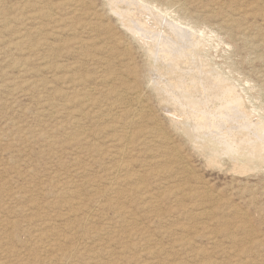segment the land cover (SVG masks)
Listing matches in <instances>:
<instances>
[{"label": "rangeland", "instance_id": "374dc122", "mask_svg": "<svg viewBox=\"0 0 264 264\" xmlns=\"http://www.w3.org/2000/svg\"><path fill=\"white\" fill-rule=\"evenodd\" d=\"M23 1L24 0H0V13H1L0 14V21L2 20L1 22H3L4 24L7 25L4 27L3 23L0 24V26H1V28H0V46H1L0 47L1 48L0 49V134H2V135H0V140H1L0 141V264H96L95 260L90 261L89 257H88V256L94 257V255H95V257H97V261L102 263V264H143V263L144 264H150V262H152L153 259H154V261H153L154 264H170V263L171 264H188V263L189 264H191V263L192 264H197V263L198 264H208V263L210 264L212 262H214V263L218 262L219 264H240L241 262H243V260H244V263H241V264H264V163L262 164L261 167L259 166V167L255 168L254 170L252 169L253 172L251 171L250 168H248V170L247 169L235 170L233 167L234 162L232 161V159L235 157V155H233V154H235V153L234 152H226L225 154H222V156L221 155L219 156V159H218L219 162L218 163H216V164L212 163L211 164V162L209 163L207 161V157L201 151V149L197 148L196 145L194 146V144L191 143V141H189L186 136H184V133L182 132V130L178 129L176 126L174 127L175 122L185 121L186 123L187 122L189 123V122H192L193 120L189 119L186 121V119H183L184 118L183 112L180 109L176 108L174 106V104L169 103L166 106L164 103L159 101L157 93L155 92L156 90L154 89V83H155L154 80L159 78L158 74L155 71H150L148 69L147 64H146L147 63V56L145 55L143 49L140 48L141 46L139 45V43H137V41H135V39L133 38L134 37L133 34L130 31H128L123 26V24H121L122 21H120V18H117L120 15L118 13H115L112 9L110 10V6H109V4H107L108 0H90V1L86 0V2H88V3H86L85 7L92 9V11L94 10L96 12V15H98V16H96L95 12H94V14L92 15V20H91L94 23H96L95 24L96 26H94V27H96L95 34H92V33H94V30H93V32H90V33L88 32V30L87 31H78L75 33H69L68 30H65V32L60 31V33H59V32H56L57 29L54 28L53 30L55 32L51 31L52 25L49 26L50 28H48V25H50V24H47V26H46V23H45L46 21L49 20L48 18H45L46 21L44 18L37 19V18H34L35 16L34 17L32 16L33 15L32 11L35 12L34 10H32V11L28 10L27 11L24 8H23L24 10L23 9L21 10L22 7H20V9H18V7L20 5H22L21 3H23ZM31 1L33 3L34 1H37V0H31ZM52 1L57 2L56 0H52ZM228 1L231 3H228ZM228 1L227 0L226 1L225 0H219V1H217V5H216V3H215L216 1H214V0H203V1L202 0H185L184 1L185 5H182V7H185L184 10H182L181 7L180 8H178L176 6L169 7L167 9L168 15H166V16H167V18L170 17L169 19L172 20L174 23L177 22L176 24H178L179 26H181L183 28L186 27L185 29L189 30V28H191V25L196 27L195 29L191 28L190 29L191 31L190 30L189 31L193 32L196 35L199 34L198 36L202 40L205 39L204 40L205 51L203 50V55L206 54V55H204L205 61L208 63V65L210 64L209 65L210 67L213 66L214 68H216V70L218 69V71H219V69H221L225 76L226 75H227V77L229 76V80L233 83L234 87L236 86L235 87L236 92L241 95V97L244 101V102L241 101L243 108H242V105L240 107L238 105L236 106L234 104L233 105L230 104V106H232V108L229 106V108L225 110L226 113L230 114V116L228 115L229 116V120H228L229 122L227 120H222L221 122H219V126H215V127H211L210 129H207L206 130L207 133L208 134L210 133L211 136L215 135L214 137H216L218 140L222 141L223 134L221 132H224L225 130L229 129V131H232L234 133H239V135H240L241 132L242 133H246V131L250 132L252 129L251 132L254 135H252L251 132H250V135L254 136L255 138H256V136H259V138H263L264 136L262 137V135H264V127H263V124H264V48H263L264 47V40H263L264 39V27H263L264 26V21H263V19H264V0H246V1L244 0L245 2L243 0H228ZM234 1H236L235 3L238 6L235 5ZM237 1L239 2V4L242 2L240 6H239ZM91 2H93V3H91ZM102 2H105V3H102ZM225 2L227 4L228 8L226 7V4H224ZM243 3H244V5H242ZM45 4H47V3H45V2L42 3L43 6H45ZM101 4H103V5H101ZM104 4H105V9L102 8V7H104ZM233 4L235 5V7ZM127 5L128 4H126L124 2L120 3V6H122L123 8L128 7ZM229 6H230V8H229ZM259 6H260V8H259ZM100 7H101V9H100ZM242 7H244V8H242ZM253 7H255V8L253 9ZM232 8H234V9H232ZM97 9H99V10H97ZM252 9H253V11H252ZM29 11H30L29 14L31 16L29 17V20H27L26 19V17H27L26 12H29ZM110 11L113 13H111ZM262 11H263V13H262ZM169 12H171L172 14ZM241 12H247L246 16L243 19V22H244L245 26H249L247 28V34L251 35L249 40L241 39L238 35L239 34L238 31H233V35H229L227 33L226 29L221 27V24L223 23V19L231 17V16L232 17L235 16L237 18V17H239L238 14ZM105 14H106V16H105ZM113 14H115V15H113ZM225 14L227 16H225ZM163 15H165V14H163ZM253 15L255 16V18ZM174 16L177 19L180 17L182 19V21H185L187 19L185 22L188 23L190 26L188 24L186 25L185 23L174 20L173 19ZM184 16H185V20H184ZM260 16H261V18H260ZM32 17H33V20H32ZM81 17L84 18L83 16H81ZM81 17L75 15L73 17V19H74V21L75 20H77V21L86 20V19H81ZM4 18L6 21L5 20L3 21ZM78 18H79V20H78ZM96 18H97V20H96ZM220 19H222V20H220ZM245 19H246V22H245ZM9 21H10V23H9ZM250 21L251 22L253 21V22L250 24ZM43 23H45L44 26H43ZM111 23H112V25H110ZM117 23H119V24L117 25ZM253 23L255 24V26ZM258 23H259V25H258ZM102 24H105V25H102ZM203 24H206V25H203ZM98 25H100V26L102 25V27H99ZM38 26L39 27L42 26L41 30H44V31H42V32L38 31L37 32L36 30L39 29ZM97 29H99L101 32L98 31ZM117 29H119V30H117ZM252 29H254V30H252ZM105 30H107V31H105ZM110 30L112 31L113 34L111 33ZM34 31H36V32H34ZM47 31L49 32V34ZM87 32L89 33V35H87L88 34ZM97 32H99V33H97ZM255 32H257V33H255ZM105 33H107L109 35H107ZM118 34H119V36H118ZM120 34H123V35L121 36ZM254 34L256 36H253ZM21 35H26V36L24 38H19ZM37 35H39V36H37ZM40 35H42V36H40ZM76 35L77 36L80 35V38H83L84 40H87V41L89 40L88 41L89 43L87 42L89 45H88V48H86V49L90 50L91 54L94 52L93 54L96 57L97 56L100 57L99 59H101V61H106L107 63L103 64L102 62H98V64L97 63L93 64V62L95 61L94 57L82 55L81 53L86 52L83 49L74 48V49H77V51L79 49V51L77 53L75 52L76 54L74 52H69L70 50L67 51V47L69 48L70 46L73 45V42H74L73 38ZM115 36H117V38ZM93 37H95L97 40L94 38V40H95L94 41ZM120 37H122V40ZM69 39H72V40H69ZM91 39L94 42H91L92 41ZM104 40H106V42ZM110 40H111V43H110ZM128 40H130V41H128ZM242 40H243V43H245V44L242 43ZM66 41H68V43H66ZM133 41H134V43H133ZM18 42H20V43H18ZM37 42L38 43L40 42V44H39V47L37 46L38 48H35ZM118 42H120V43H118ZM124 42H126V43H124ZM5 44H7V45H5ZM67 44H69V45H67ZM92 44L95 45V48H94V46H92ZM136 44H138V45H136ZM3 46H5L6 48L5 47L3 48ZM52 46H54V47H52ZM108 46H109V48L111 47V50L114 47L117 49L114 48L111 51L108 48ZM127 46L128 47L130 46V47L128 48ZM58 47H59V49H57ZM2 48H3V50H2ZM27 48H30V49H27ZM71 48L72 47H70V49ZM137 48L139 49V51H137L138 50ZM190 48L191 47L188 46V52H189L188 54L189 55L191 54V52L189 51ZM259 48H261V49H259ZM37 49H38V51H37ZM209 50H210V52H208ZM4 51L7 52V54ZM27 51H28V53H27ZM29 51L32 53V55L30 54ZM35 51H36V53L34 54ZM106 51H108V52H106ZM128 52H129V55L126 54ZM136 53H137V55H136ZM249 53H250V55H249ZM31 56H32V58H31ZM123 56L126 58H124ZM23 57L25 58V60ZM135 57H137V58H135ZM144 57H145V60L143 59ZM189 57H191V56H189ZM50 58H52V60ZM131 58L132 59L135 58V60L134 59L132 60ZM260 58L263 60H261ZM38 59H40V60H38ZM47 59H48V61H47ZM256 59H259V60H256ZM22 60L24 63L22 62ZM38 61H40V62H38ZM127 61H128V63H127ZM136 61H139L138 62L139 65L136 64L137 63ZM143 61H144V63H143ZM72 62H73V64H72ZM46 63H48V64H46ZM137 65L141 68L142 71L140 70V68ZM140 65L141 66L144 65L145 68H144V66L141 67ZM216 65L218 66V68ZM42 67H44V68H42ZM70 67H72V69ZM107 67H108V69H107ZM131 67H133L134 69ZM143 68H144V70H143ZM114 69H115V71H112ZM27 70H28V72H27ZM72 70H74V71H72ZM221 70H220V72L222 73ZM76 71H77V73H76ZM133 71L136 73L135 77L132 76V75H135V73ZM73 72L76 74H74ZM102 72H104V74ZM129 72L130 73L133 72L134 74L128 75ZM85 73L87 74L88 79H85V81H84L85 84L84 83H82V84L85 86H88V87L91 86V87L95 88V92H97V93H98V91L100 92V88H98V87H102V85L104 83L100 78L101 74L102 75H109L110 74L111 79L116 78V80H115L116 82H114L113 80L108 82V83L113 82V84L116 83L115 85H118L119 82L123 81V80H125V82L126 81L127 82L128 81L133 82V81H137L136 77L139 80H142L140 78H143V80L140 81V83L143 84L145 82L146 85L143 84V85L139 86V91H141L140 94L143 98V100L141 102L142 106H140V108L142 109L140 111V120L137 123L133 124L132 127H129L130 130L129 129H127V130H129V132L132 133L133 135L139 136V134L141 133L142 130L153 128L152 131H155V132L158 131L159 136L162 137V135H163V143L164 144L162 142L160 143V141L157 142L156 145H154V144L152 145V143L149 144V145H152L153 150H151L147 154L143 153V150L146 146L140 145L138 147V149H140L141 147L142 148L139 150V152H137V154H134V157L138 160V162L143 160L144 163L139 162V165L144 164V166L140 168L141 165L138 166L137 161H135L134 162L135 164L133 165V169L135 168L138 171L140 169L141 171H139V172L143 173V174L145 173V177L148 176V178H149L150 177L149 175H151V178H150L151 180L148 179V181H149L148 183H149V185L151 184V186H149V185L148 186L150 188L154 187L152 191H154V189H155V192H158L160 190L159 192L162 191L165 193L164 196L161 197L160 200L157 201V203H155V204H157L156 206H158V209H159L158 215L155 214L154 211H151V213H150V211L142 212L141 211L143 209V208H141L142 202L140 203L136 197H134V196L123 197V199L121 200L123 207L126 208V210L130 209L129 211L132 212L131 216L134 218H128L130 225H129V223H128V225L126 223L122 226H119V224H115V223H117V220L119 219L118 212H116L113 209H110V210H108L109 208L106 209L107 205H105V204H107V201L102 200V199L100 200L99 204L104 205L105 206L104 209L102 207L98 208V206H99L98 204L92 203V199L94 200V198H96V195L93 194L95 192V188L98 186L104 185V182L100 181V178H99L100 174H101V176L104 174H107L106 169L114 164L112 157L109 156L108 152H106L107 154L104 153V159L101 158V161L99 162V166L100 165L104 166V167H102V166L100 167L102 170L100 168H98V163L96 165L95 161L99 160V158L101 156H99L96 152H92V153L90 152L91 150L93 151L91 144L96 145L97 143L98 144L103 143L105 145L106 144L105 142L108 139H110V137H104V135H101L102 133H98V132H97V134L94 135L92 130H95V131L97 129L99 130L100 127H101V129L106 128V127L109 128L108 126L110 123L109 122L107 123V120H108L107 117L101 119V118H98L96 114L95 115H89L88 117L81 119L82 123H80V129H81L80 131L85 130V133H82V136L80 135L81 137H79L77 140H75L72 138V134H74L75 131L78 133L79 128H77V129L75 128V130L74 129L72 130V128H69L71 126V122L69 120L70 118L67 116L68 115L67 110L65 113L63 112V114L62 113L60 114V113H57V107L54 106V104L57 105V102L62 103L63 100H65V98L62 97V98H58L59 100L57 99L58 100L57 101L56 99H54V98H56V95L54 96V94L56 93V90L62 91V90H64V88L66 89V87L68 86V84L66 83V79H70V77H74L75 75L77 76L78 74L84 75ZM72 74H74V75H72ZM145 75H147L148 77ZM199 75H200V73H199ZM133 77L135 78V80L133 79ZM52 78H54V80ZM146 78H148V79H146ZM153 78H155V79H153ZM10 79H13L14 81H12ZM127 79H129V80H127ZM30 80H32V81H30ZM35 80H36V82H40V81L42 83L44 82L43 83L44 85L39 84L38 87L34 88L30 84V87L32 88L31 89L29 87V85L27 86L25 83V81L27 83L28 82L36 83ZM146 80H149V81H146ZM151 80H153V81H151ZM47 83H49L50 85L49 84L46 85ZM10 84L13 86H11ZM96 85H98V86H96ZM7 86H10V87H7ZM40 86H41V88H40ZM48 86H50V87L48 88ZM148 87H149V89H148ZM33 89H34V91H33ZM142 89L143 90L146 89V92L143 91ZM12 90H14V91H12ZM53 90H54V93H53ZM46 91H48V92H46ZM11 93H13V94H11ZM51 93L53 94V96ZM147 94H149V95H147ZM150 94H151V96H150ZM43 95H45V96H43ZM46 96H47L48 100H47ZM98 96L101 99L104 98L103 97L104 95H102V94H99ZM42 97H45V98H42ZM43 99H45V101ZM40 101L42 103H40ZM155 102H156V105H155ZM103 103L104 102H99V104H103ZM216 103L217 102H215V101L210 102L208 104V106L210 105L211 107H214ZM170 104H172V105H170ZM52 105H53V108L50 109L52 107ZM68 105H66V107H68ZM165 106L170 109V110H168L169 112L166 110ZM76 107H78V105ZM104 107L105 106H103V107L101 106L102 109ZM246 107H248V108H246ZM147 108H148V111H147ZM239 109L242 112H239L240 111ZM43 110H45V111H43ZM50 110H51V112H49ZM243 112H244V114H243ZM245 112L248 115L244 117V115H246ZM48 113H51V115L50 114L48 115ZM54 113H56V114H54ZM146 113L148 116L146 115ZM239 114H240V116H239ZM41 115H42V117H41ZM63 115H64V117H62ZM172 115H174V116L172 117ZM43 116H45V118ZM167 116H169V118ZM177 116L179 117V120H178ZM146 117H147V119H146ZM236 117L237 118L239 117V118L236 119ZM242 117H243V119H242ZM51 118H52V120H51ZM244 118H246V119H244ZM99 119H101V120H99ZM153 119H154V121H153ZM57 120H58V122H57ZM88 120H90V121H88ZM147 120H148V123H146ZM48 121L49 122L51 121V122L49 123ZM84 121H85V123H84ZM103 121H105V122H103ZM155 121H157V122H155ZM251 121L253 123H251ZM38 122H40V123H38ZM68 122H70V125ZM142 122H144L143 123L144 125L142 124ZM230 122H232V123L228 124ZM254 122H255V124H254ZM25 123H26V125H25ZM152 123L154 124L155 127H153ZM247 123H249V124H247ZM260 123H262V124H260ZM52 124H53V126H52ZM66 124H68V125H66ZM8 125H9V127L10 126L11 127L8 128ZM85 125L87 128L85 127ZM91 125L94 126V128ZM221 125H223V127H221ZM247 125H249V127ZM13 126H16V128L14 127L15 128L14 129ZM56 126H57V128H56ZM81 126H83V127H81ZM224 126H225V128H224ZM231 126L235 129L233 130V128ZM246 126L249 129L246 128ZM261 126H262V128H261ZM237 127H239V128H237ZM243 127H244V129H243ZM253 127H254V129H253ZM42 128H44L45 133L42 130ZM54 128H56V129H54ZM155 128H157L158 130ZM160 128H161V130H160ZM221 128H222V130H221ZM25 129L27 132L25 131ZM246 129H248V130H246ZM7 130H9V131H7ZM23 130L25 131V133ZM32 130H35V132ZM166 130H167V133H166ZM204 130L205 129H203L202 131H204ZM65 131H68V132L65 133ZM214 131H216V132L213 133ZM30 132H31V135H30ZM33 132H34V134H33ZM39 132L41 133V136H40ZM59 132L60 133L63 132V133L60 134ZM14 133L16 135H14ZM177 133H179V134H177ZM259 133H260V135H258ZM5 134L7 136H5ZM170 134H171V136H170ZM46 135L48 137H46ZM59 135H60V137H59ZM62 135H64V136H62ZM165 135H166V137H165ZM180 135H182V136H180ZM20 136L22 137V139H20L21 138ZM28 136H29V138H31V136H32L33 140L27 139ZM57 137L59 140L57 139ZM62 137H65V138L62 139ZM219 137H221V138H219ZM89 138H92V139H89ZM143 138L145 139V137H143ZM143 138L141 137L140 140ZM255 138L253 140H251V142H250L251 146L253 144H255L256 142H258L259 138L258 137H257L258 139H255ZM97 139H98V141H97ZM20 140H22L23 142H21ZM28 140L30 141V143ZM100 140H102V142ZM77 141H79L80 143ZM84 141L89 142L91 144H87ZM262 141H263V139H262ZM9 142H11V144H9ZM46 143L48 146L47 145L45 146ZM70 143H72V144L70 145ZM78 143L80 145H77ZM161 144H162V146L160 147ZM67 145H70V146L67 147ZM86 145L87 146L90 145V147L87 148ZM165 145H167L166 146L167 148L164 147ZM43 146H45V147H43ZM49 146H51V147H49ZM156 146H158V147H156ZM47 147H49V148H47ZM81 147L82 148L84 147L83 148L84 151L81 149ZM176 147H177V150H176ZM63 148L65 150H63ZM67 148H69V149H67ZM71 148L72 149L74 148L75 150L74 149L72 150ZM157 148H159V151ZM88 149H89V151H88ZM104 149H106V147H104ZM179 149H180V151H179ZM68 150H70V151H68ZM52 151L53 152L55 151V152L53 153ZM86 151H88V152H86ZM164 151H166L167 153ZM175 151H176V153H175ZM198 151H199V153H197ZM260 151H261V153H260ZM260 151H258V153H255L256 151L254 150L252 155L253 156L254 155L260 156V154H262V157H264V151L263 150H260ZM72 152L75 154H78V155H74ZM80 152L81 153L83 152L82 155H84V154L85 155L82 156L80 154ZM51 153H53V154H51ZM228 153H230V155ZM90 154L92 155V157ZM158 154L163 155L162 156L163 160L165 159V157H167L166 158L167 161L164 160L165 162H162V163H164L165 166L162 164V165H160L161 167L154 168V165L152 163H149V161H150L149 158H152V155L155 156ZM197 154H200V155H197ZM70 156H71V158H70ZM85 156H86V158H85ZM89 156H90V159L88 158ZM170 156H172V158ZM94 157H95V159H94ZM227 157H229V158L227 159ZM91 158H93L94 161ZM225 158H226V160H225ZM230 158H231V160H230ZM79 159H80V161H78ZM107 159H109V160H107ZM76 160H77V162H76ZM73 161H74V163H73ZM90 161H91V163H90ZM145 161H146V163H145ZM224 161L226 164L224 163ZM80 162H82V163H80ZM85 162H87V166H86ZM30 163H31V165H30ZM70 163L72 165L75 164L74 166L77 167L78 169L74 170L75 167L71 166ZM108 163H110V164L108 166H106ZM76 164H78V165H76ZM91 164H92V166H90ZM93 164L97 168L93 167ZM149 165H151L152 168H151V166L149 167ZM80 166H81V168H80ZM60 167L63 169H61ZM72 167H74V168H72ZM89 167H91V168L89 169ZM144 167H146V171L142 170V168H144ZM147 167H148V169H147ZM185 167H186V171L184 170ZM66 168L69 170H67ZM165 168H168L172 171L168 172L167 169H165ZM258 168H259V170H258ZM82 169L84 171V173H81L82 175H79L80 173H78V174L75 173V171H77V170L82 171ZM91 169H95V170H91ZM150 169H152V170L149 171L150 173L148 172L149 173V175H148L147 171ZM156 169L157 170H164L165 169L164 175H166V173H167L166 177L165 176L163 177V178H165V180L162 179L161 181H159V182L163 183V185L162 184L159 185L158 184L159 182H158L157 185L152 186V184L154 182V178H155L154 174H152V173H153V171L154 172L157 171ZM30 170H31V172H30ZM65 170H67L66 173H65ZM231 170H233V171H231ZM38 171H40V172H38ZM51 171H53V172H51ZM68 171H69V173H68ZM94 171H95V173H94ZM46 172H48V173H46ZM102 172H103V174H102ZM188 172H189V175L186 176V174H188ZM32 173H34V174H32ZM41 173L44 174L43 177H41L42 176ZM60 173H61V175H60ZM27 174H30V175H27ZM170 174H171V176H170ZM78 175L80 177H79V180L77 181L75 179L78 177ZM90 176L91 177L93 176L92 179ZM29 177L31 180L27 179ZM48 177H50V178L48 179ZM70 177L72 178V184L74 186V189L76 188L75 190H79L78 192L80 193V195H78L74 198L72 196H70L71 193H68V192H66V190L62 189L64 187L63 183L65 181H71ZM81 177H83V178H81ZM84 177H87V178H84ZM186 177H188V179H186ZM1 178H4V179H1ZM32 178L35 179L34 182H33ZM44 178H46V179H44ZM98 178H99V180H98ZM36 179H38L39 181ZM85 179L87 181H91V184H88V182H87L88 185L86 183H84V182H86ZM94 179H96V181ZM182 179H184V180H182ZM150 181H151V183H150ZM30 182L32 183L33 186L30 184ZM42 182H43V185H42ZM56 182H57V185H56ZM36 183H38V184L36 185ZM54 183L56 185L55 186L56 189L54 187ZM92 183H94V185H92ZM59 184H62V186ZM154 184H155V182H154ZM40 185H42L43 187ZM76 185L78 187H76ZM91 185L93 187L94 186L95 187L93 189L92 188L90 189ZM44 186H46V188H44ZM57 188L60 190L57 191L58 190ZM192 188L195 191H192L191 190ZM47 189H49V190H47ZM16 191H17V193H16ZM39 191L41 194L39 193ZM41 191H43L44 194ZM45 191H47V192H45ZM188 191L194 192V194H196V195L198 194L197 197L195 198V196L191 197V196L187 195ZM91 192H92V194H91ZM202 193H204V194H202ZM24 194H25V196H24ZM91 195L93 197H91ZM173 195H175V196H173ZM179 195H181V196L179 197ZM218 196H220L221 198ZM77 197H82V198H86V199H88V197H89V199L91 198V200H90L91 202H89L90 204H88V205L80 206L81 203L80 204L75 203L78 199ZM215 197H217V198H215ZM213 198H215V199H213ZM216 200H219L220 202L216 201ZM193 201L194 202L196 201L195 202L196 204ZM216 202H217V204H216ZM202 206H204V207H202ZM82 208H85L87 210L93 209L94 212L96 213V215L93 218L89 219V221H91V223L90 224L88 223V225L85 224V227L87 228L85 230H87V231L83 230L84 228L80 225H79L80 233H79V227L78 226H76L75 228H72L71 230L68 229L66 227L67 225L73 226L76 223L74 220V218H75L74 214L75 213L77 214L78 217L83 216V213L81 210ZM188 208L193 209V211L195 213H193V211H189ZM210 208H211V210H210ZM104 210H106V211H104ZM187 210L189 212H187ZM103 211H104V213H103ZM159 211L160 212L162 211L161 212L162 215L160 214ZM204 211H206V212H204ZM212 211H213V213H212ZM237 211H238V213H237ZM243 211H244V213H243ZM36 212H37L38 216H40L39 218H37V216H35L34 213H36ZM183 212H185V213H183ZM196 213H199V214L197 215ZM236 214L238 216L239 215L240 216L238 217ZM114 215H115V217H114ZM200 215H202V217ZM241 215H243V216H241ZM245 215H247V218ZM136 218H138V219H136ZM133 219L136 220V222H135L136 224H133V221H134ZM48 220L51 221V223L53 225H55V228L57 227V230L60 231V233H63L66 231L64 233V235L69 237L68 238L69 241L64 240V239L61 240L60 237L57 235L59 241L56 240L57 239L56 237H53L52 239L45 241L43 244L44 245L43 247L38 245V243L36 242V238L34 236V234L36 233L35 229L37 226H42L44 222H48ZM40 221H43L42 224ZM118 222H120V221L118 220ZM137 222L138 223L141 222L140 223L141 227H139V229L135 227L136 225H138ZM144 224L148 225V226H146V229H145ZM127 226H128V228H127ZM63 227H66L67 229L66 228L64 229ZM99 227L106 229V232L103 233V235L101 237L93 235L91 233L94 229L99 228ZM122 228H124L125 231ZM129 228H132V229L130 230ZM63 229H64V231H63ZM112 229H114V230H112ZM116 229H118V230H116ZM195 229H198V230H195ZM111 230H112V232H111ZM139 231H140V234H139ZM122 232H123V234H122ZM130 232H132V233H130ZM124 233H125V235H124ZM126 233H128V234L126 235ZM144 233L147 236L143 235ZM86 235H89V236L93 235V236H91L89 238V236H86ZM142 235L145 237L143 238ZM71 236H75L76 238H70ZM140 236H142V237H140ZM183 236H185V237L188 236L187 238H191V240L193 241L192 247L188 246V247H180L179 248V242ZM213 236L216 239L213 238ZM78 237H79V239H78ZM135 237H137V238H135ZM138 238H140V240ZM233 238H235V239H233ZM83 240H84V242H83ZM214 240H216V241H214ZM217 240H218V242H217ZM70 241H72V243ZM137 242L138 243L140 242V243L138 244ZM52 243H58V244L53 246ZM76 243L79 246L78 250L75 253H73L72 251L70 252L69 250H71V246L76 244ZM118 243H120V244H118ZM145 245H147V247ZM149 246L150 247L153 246V248L163 247L164 251H162L163 253L161 252L160 254H158V256L150 257V255L146 253V251L149 249ZM144 248H147V249H144ZM173 248H174V250H173ZM177 248H179V249H177ZM182 248H184V250ZM90 251H91V253H90ZM93 251L94 252L96 251L95 252L96 254L93 255V253H94ZM184 251L186 253H184ZM174 252H176V253H174ZM183 253L185 256L183 255ZM55 255H58V256L60 255L58 257V260H52L49 263H47V260L51 256H55ZM203 255H205L206 257ZM95 257H94V259H96ZM143 257L146 260V262L144 261V259H142ZM241 259H242V261H241ZM165 261H166V263H165ZM238 262H240V263H238Z\"/></svg>", "mask_w": 264, "mask_h": 264}, {"label": "bare ground", "instance_id": "6f19581e", "mask_svg": "<svg viewBox=\"0 0 264 264\" xmlns=\"http://www.w3.org/2000/svg\"><path fill=\"white\" fill-rule=\"evenodd\" d=\"M57 2H55V1H52V0H37V1H34L33 3H32V1L31 0H24L23 1V3H21L22 5H20L19 7H18V9H20V7H22L21 8V10L24 8V9H26L27 11L28 10H30V11H32V10H34L35 12H33L32 11V13H33V17L34 18H37V19H41V18H48L49 20L48 21H46V19H45V23H46V26H47V24H50V25H48V28H50L49 26H51L52 25V30L51 31H54L53 29L55 28V29H57V31L56 32H59L60 33V31L61 32H65V30H68L69 31V33H75V32H78V31H87L88 30V32L90 33V32H93V30H94V33H92V34H95V29H96V27H94V26H96L95 24L96 23H94L93 21H91L92 20V15L94 14V10L92 11V9H89L88 7L86 8L85 6H86V3H88V2H86V0H56ZM90 1V0H89ZM184 1L185 0H108V3L107 4H109V6H110V10L112 9L115 13H118L120 16H118L117 18H120V21H122V23L121 24H123V26L128 30V31H130L132 34H133V38L135 39V41H137V43H139V45L141 46L140 48H142L143 49V51H144V53H145V55L147 56V67H148V69L150 70V71H155L157 74H158V76H159V78H157L156 80H154L155 81V83H154V89L156 90L155 92L157 93V96H158V98H159V101H161L162 103H164L166 106H167V104H169V103H172V104H174V106L176 107V108H178V109H180L182 112H183V116H184V118L183 119H186V121L187 120H189V119H192L193 121L192 122H185V121H181V122H175L174 123V127L176 126L178 129H180V130H182V132L184 133V136H186L187 137V139L189 140V141H191V143H193L194 144V146L196 145L197 146V148H199V149H201V151L206 155V157H207V161L210 163L211 162V164L212 163H218L219 161H218V159H219V156L221 155L222 156V154H225L226 152H234L235 154H233V155H235V157L232 159V161L234 162L233 164V167H234V169L235 170H245V169H247L248 170V168H250L251 169V171H252V169L254 170L255 168H257V167H261L262 166V164L264 163V157H262V154H260V156H256V155H252L253 154V152H254V150L256 151L255 153H258V151H260V150H263L264 151V135H262V137L263 138H259V136H256V138L254 137V136H252V135H254L251 131H252V129H251V133H252V135H250V132H248V131H246V133H242L241 131V133H240V135H239V133H234V132H232V131H229V129L228 130H225L224 132H221L222 134H223V136H222V141L221 140H218L216 137H214L215 135H213V136H211L210 135V133L208 134L207 133V129H210L211 127H215V126H219V122H221L222 120H229V116H230V114L229 113H226V109H228L229 108V106H230V104H234V105H238V106H240L241 107V103L242 102H244L243 101V99H242V97H241V95L240 94H238L237 92H236V90H235V87H234V85H233V83L229 80V76L227 77V75L225 76L224 74H223V71L221 70V69H219V71H218V69L216 70V68H214L213 66L212 67H210L209 65H208V63L205 61V57H204V55H206V54H204L203 55V50L205 51V42H204V40H202L198 35H196V34H194L193 32H190L191 30V28L192 29H195L196 27L195 26H193V25H191V28H189V30L188 29H185V28H183V27H181V26H179L178 24H176V23H174L172 20H170L169 18H167V16L166 15H168L167 13H168V8L169 7H173V6H176V7H178V8H180L181 7V9L182 10H184L185 9V7H182V5H185L184 4ZM203 1V0H202ZM214 1H216L215 3H216V5H217V1H219V0H214ZM226 1V0H225ZM228 1V0H227ZM244 1V0H243ZM246 1V0H245ZM244 1V2H245ZM43 2H45V3H47V4H45V6H43L42 5V3ZM126 3V4H128L127 6L128 7H125V8H123L122 6H120V3ZM211 2V1H210ZM236 1H234V3H235ZM238 2V1H237ZM91 3H93V2H91ZM102 3H105V2H102ZM212 3V2H211ZM228 3H231V2H229L228 1ZM233 3V2H232ZM242 3V2H241ZM241 3L239 4V2H238V4H239V6L241 5ZM49 4V5H48ZM188 4V3H187ZM224 4H226V2L224 3ZM47 5V6H46ZM88 5V4H87ZM91 5V4H90ZM101 5H103V4H101ZM100 5V6H101ZM125 5V4H124ZM215 5V4H214ZM234 5V4H233ZM232 5V6H233ZM235 5H236V3H235ZM235 5H234V7H235ZM242 5H244V3L242 4ZM251 5V4H250ZM258 5V4H257ZM236 6H238V5H236ZM252 6V5H251ZM196 7V6H195ZM194 7V8H195ZM199 7V6H198ZM226 7H227V4H226ZM94 8V7H93ZM102 8H104L105 9V4H104V7H102ZM191 8V7H190ZM201 8V7H200ZM213 8V7H212ZM228 8V7H227ZM229 8H230V6H229ZM242 8H244V7H242ZM255 7H253V9H254ZM259 8H260V6H259ZM23 9V10H24ZM95 9V8H94ZM100 9H101V7H100ZM232 9H234V8H232ZM250 9V8H249ZM253 9H252V11H253ZM262 9V8H261ZM260 9V10H261ZM97 10H99V9H97ZM181 10V11H182ZM199 10V9H198ZM197 10V11H198ZM257 10V9H256ZM30 11L29 12H26V19L27 20H29V17L31 16L29 13H30ZM105 11V10H104ZM258 11V10H257ZM106 12V11H105ZM111 12V11H110ZM109 12V13H110ZM176 12V11H175ZM259 12V11H258ZM28 13V14H27ZM98 13V12H97ZM102 13V12H101ZM108 13V12H107ZM106 13V14H107ZM111 13H113V12H111ZM169 13H171V12H169ZM211 13V12H210ZM216 13V12H215ZM246 13L247 12H241V13H239L238 15H239V17H228V18H225V19H223V23L221 24V27L222 28H224V29H226V31H227V33L229 34V35H233V31H238L239 32V37L241 38V39H243V40H249V38L251 37V35L250 34H247V28L249 27V26H245L244 25V22H243V19H244V17L246 16ZM252 13V12H251ZM262 13H263V11H262ZM1 14V13H0ZM106 14H105V16H106ZM163 14H165V15H163ZM172 14V13H171ZM185 14V13H184ZM229 14V13H228ZM235 14V13H234ZM75 15H77V16H79V17H81V16H83L84 18H82L81 17V19H86V20H81V21H77V20H75L74 21V19H73V17L75 16ZM95 15H96V12H95ZM94 15V16H95ZM108 15V14H107ZM113 15H115V14H113ZM117 15V14H116ZM209 15V14H208ZM233 15V14H232ZM96 16H98V15H96ZM95 16V17H96ZM102 16V15H101ZM225 16H227L226 14H225ZM229 16V15H228ZM254 16V15H253ZM33 17H32V20H33ZM94 17V18H95ZM202 17V16H201ZM76 18V17H75ZM93 18V19H94ZM100 18V17H99ZM116 18V17H115ZM220 18V17H219ZM254 18H255V16H254ZM260 18H261V16H260ZM31 19V18H30ZM43 19V20H44ZM173 19L174 20H176V21H180V22H182V23H185L186 25L188 24V23H186L185 21L187 20H185V16H184V20L185 21H182V19L179 17L178 19L177 18H175V16L173 17ZM5 20V18L3 19V21ZM42 20V21H43ZM78 20H79V18H78ZM96 20H97V18H96ZM220 20H222V19H220ZM257 20V19H256ZM255 20V21H256ZM2 21V20H1ZM0 21V22H1ZM6 21V20H5ZM37 21V20H36ZM262 21V20H261ZM263 21H264V19H263ZM97 22V21H96ZM245 22H246V19H245ZM253 22V21H252ZM251 21H250V24L252 23ZM3 22H1L0 24H2ZM6 23V22H5ZM9 23H10V21H9ZM45 23H43V26H44V24ZM94 23V24H93ZM119 23H117V25H118ZM254 24V23H253ZM3 25H4V27L5 26H7L6 24H4L3 23ZM9 25V24H8ZM102 25H105V24H102ZM102 25L100 26V25H98L99 27H102ZM107 25V24H106ZM110 25H112V23L110 24ZM189 25V24H188ZM203 25H206V24H203ZM258 25H259V23H258ZM10 26V25H9ZM45 26V27H46ZM122 26V25H121ZM190 26V25H189ZM254 26H255V24H254ZM120 27V26H119ZM188 27V26H187ZM203 27V26H202ZM260 27V26H259ZM264 27V26H263ZM0 28H1V26H0ZM37 28V27H36ZM38 28L39 29H37L36 31L38 32H42V31H44V30H41V28H42V26H38ZM104 28V27H103ZM121 28V27H120ZM204 28V27H203ZM101 29V28H100ZM251 29V28H250ZM32 30V29H31ZM98 31H100L99 29H97ZM103 30V29H102ZM117 30H119V29H117ZM252 30H254V29H252ZM36 31H34V32H36ZM105 31H107V30H105ZM111 31V30H110ZM122 31V30H121ZM126 31V30H125ZM193 31V30H192ZM30 32V31H29ZM48 32V31H47ZM46 32V33H47ZM55 32V31H54ZM87 32V33H88ZM101 32V31H100ZM127 32V31H126ZM253 32V31H252ZM45 33V32H44ZM53 33V32H52ZM82 33V32H81ZM89 33L87 34V35H89ZM97 33H99V32H97ZM111 33H112V31H111ZM121 33V32H120ZM213 33V32H212ZM255 33H257V32H255ZM37 34V33H36ZM35 34V35H36ZM41 34V33H40ZM48 34H49V32H48ZM78 34V33H77ZM84 34V33H83ZM82 34V35H83ZM102 34V33H101ZM105 34H107V33H105ZM113 34V33H112ZM218 34V33H217ZM235 34V33H234ZM261 34V33H260ZM81 35V34H80ZM80 35H76L73 39V45L72 46H70V47H72L71 49H70V47L68 48L67 47V51H69V52H78L79 51V49H83V50H85L86 52L83 54V53H81L82 55H85V56H92V57H94V62H93V64H98V62H102L103 64L104 63H107L106 61H101V59H99L100 57H96L93 53V55L90 53V50H87L86 48H88V41L87 40H84L83 38H80ZM86 35V36H87ZM97 35V34H96ZM99 35V34H98ZM103 35V34H102ZM107 35H109V34H107ZM121 36L123 35V34H120ZM26 35H21L19 38H24ZM37 36H39V35H37ZM40 36H42V35H40ZM48 36V35H47ZM95 36V35H94ZM118 36H119V34H118ZM125 36V35H124ZM123 36V37H124ZM218 36V35H217ZM226 36V35H225ZM253 36H256L255 34L253 35ZM252 36V37H253ZM89 37V36H88ZM96 37V36H95ZM95 37H93V40H94V38ZM101 37V36H100ZM109 37V36H108ZM116 38H117V36H115ZM204 37V36H203ZM223 37V36H222ZM41 38V37H40ZM87 38V37H86ZM98 38V37H97ZM111 38V37H110ZM121 38V40H122V37H120ZM129 38V37H128ZM207 38V37H206ZM209 38V37H208ZM261 38V37H260ZM96 39V38H95ZM99 39V38H98ZM127 39V38H126ZM125 39V40H126ZM231 39V38H230ZM2 40V39H1ZM69 40H72V39H69ZM92 40V39H91ZM91 41V42H94V41ZM97 40V39H96ZM112 40V39H111ZM111 40H110V43H111ZM120 40V41H121ZM210 40V39H209ZM243 40H242V43H243ZM264 40V39H263ZM105 42H106V40H104ZM113 41V40H112ZM118 41V40H117ZM128 41H130V40H128ZM132 41V40H131ZM241 41V40H240ZM70 42V41H69ZM88 42V43H87ZM214 42V41H213ZM260 42V41H259ZM258 42V43H259ZM3 43V42H2ZM18 43H20V42H18ZM56 43V42H55ZM66 43H68V41H66ZM96 43V42H95ZM118 43H120V42H118ZM124 43H126V42H124ZM133 43H134V41H133ZM208 43V42H207ZM238 43V42H237ZM249 43V42H248ZM261 43V42H260ZM263 43V42H262ZM39 44H40V42L38 43L37 42V44H36V46H35V48H38L39 47ZM60 44V43H59ZM65 44V43H64ZM243 44H245V43H243ZM5 45H7V44H5ZM61 45V44H60ZM63 45V44H62ZM67 45H69V44H67ZM109 45V44H108ZM111 45V44H110ZM136 45H138V44H136ZM38 46V47H37ZM92 46H94V48H95V45L94 44H92ZM97 46V45H96ZM112 46V45H111ZM131 46V45H130ZM129 46V47H130ZM188 46L189 47H191L190 49H189V51L191 52V54L189 55L188 53ZM1 47V46H0ZM5 46H3V48H4ZM52 47H54V46H52ZM98 47V46H97ZM101 47V46H100ZM106 47V46H105ZM114 47V46H113ZM128 47V46H127ZM128 47V48H129ZM137 47V46H136ZM187 47V48H186ZM207 47V46H206ZM243 47V46H242ZM246 47V46H245ZM252 47V46H251ZM3 48H2V50H3ZM6 48V47H5ZM8 48V47H7ZM74 48H79L78 49V51H77V49H74ZM108 48H109V46H108ZM107 48V49H108ZM115 48V47H114ZM113 48V49H114ZM264 48V47H263ZM1 49V48H0ZM27 49H30V48H27ZM57 49H59V47L57 48ZM91 49V48H90ZM106 49V50H107ZM110 50H111V47L109 48ZM112 49V50H113ZM115 49H117V48H115ZM121 49V48H120ZM134 49V48H133ZM132 49V50H133ZM138 49V48H137ZM136 49V50H137ZM259 49H261V48H259ZM109 50V51H110ZM111 50V51H112ZM250 50V49H249ZM37 51H38V49H37ZM93 51V50H92ZM95 51V50H94ZM125 51V50H124ZM134 51V50H133ZM137 51H139V49L137 50ZM141 51V50H140ZM260 51V50H259ZM5 52V51H4ZM30 52V51H29ZM106 52H108V51H106ZM114 52V51H113ZM127 52V51H126ZM208 52H210V50L208 51ZM6 54H7V52H5ZM27 53H28V51H27ZM36 53V51L34 52V54ZM75 53V54H76ZM124 53V52H123ZM207 53V52H206ZM251 53V52H250ZM250 53H249V55H250ZM30 54L32 55V53L30 52ZM29 54V55H30ZM33 54V55H34ZM97 54V53H96ZM126 54H128L129 55V52L128 53H126ZM4 55V54H3ZM102 55V54H101ZM136 55H137V53H136ZM135 55V56H136ZM140 55V54H139ZM189 56H191V57H189ZM254 56V55H253ZM2 57V56H1ZM4 57V56H3ZM84 57V56H83ZM124 57V56H123ZM262 57V56H261ZM24 58V57H23ZM31 58H32V56H31ZM41 58V57H40ZM105 58V57H104ZM124 58H126V57H124ZM129 58V57H128ZM135 58H137V57H135ZM135 58H133L134 60H135ZM258 58V57H257ZM8 59V58H7ZM51 60H52V58H50ZM103 59V58H102ZM106 59V58H105ZM132 59V58H131ZM132 59V60H133ZM142 59V58H141ZM144 60H145V57L143 58ZM207 59V58H206ZM261 59V58H260ZM24 60H25V58H24ZM38 60H40V59H38ZM46 60V59H45ZM131 60V61H132ZM138 60V59H137ZM256 60H259V59H256ZM261 60H263V59H261ZM6 61V60H5ZM47 61H48V59H47ZM130 61V60H129ZM22 62H23V60H22ZM38 62H40V61H38ZM51 62V61H50ZM134 62V61H133ZM137 63L136 64H138V62L139 61H136ZM258 62V61H257ZM261 62V61H260ZM24 63V62H23ZM52 63V62H51ZM127 63H128V61H127ZM126 63V64H127ZM143 63H144V61H143ZM46 64H48V63H46ZM72 64H73V62H72ZM76 64V63H75ZM92 64V65H93ZM263 64V63H262ZM44 65V64H43ZM107 65V64H106ZM129 65V64H128ZM135 65V64H134ZM139 65V64H138ZM137 65V66H138ZM25 66V65H24ZM29 66V65H28ZM45 66V65H44ZM47 66V65H46ZM73 66V65H72ZM79 66V65H78ZM95 66V65H94ZM108 66V65H107ZM133 66V65H132ZM141 66V65H140ZM144 66V65H143ZM143 66H141V67H143ZM217 66V65H216ZM220 66V65H219ZM41 67V66H40ZM97 67V66H96ZM104 67V66H103ZM114 67V66H113ZM112 67V68H113ZM139 67V66H138ZM24 68V67H23ZM42 68H44V67H42ZM71 69H72V67H70ZM98 68V67H97ZM131 68H133V67H131ZM140 68V67H139ZM144 68H145V66H144ZM144 68H143V70H144ZM217 68H218V66H217ZM235 68V67H234ZM262 68V67H261ZM30 69V68H29ZM28 69V70H29ZM107 69H108V67H107ZM128 69V68H127ZM134 69V68H133ZM137 69V68H136ZM237 69V68H236ZM28 70H27V72H28ZM38 70V69H37ZM98 70V69H97ZM140 70H141V68H140ZM220 70L222 71V73L220 72ZM39 71V70H38ZM52 71V70H51ZM72 71H74V70H72ZM79 71V70H78ZM109 71V70H108ZM112 71H115V69L114 70H112ZM129 71V70H128ZM142 71V70H141ZM225 71V70H224ZM234 71V70H233ZM261 71V70H260ZM25 72V71H24ZM83 72V71H82ZM93 72V71H92ZM121 72V71H120ZM134 72V71H133ZM128 73V75L130 74V75H132V74H134V73ZM74 73V72H73ZM76 73H77V71H76ZM76 73H74V74H76ZM81 73V72H80ZM103 74H104V72H102ZM116 73V72H115ZM199 73H200V75H199ZM37 74V73H36ZM69 74V73H68ZM71 74V73H70ZM74 74H72V75H74ZM94 74V73H93ZM113 74V73H112ZM151 74V73H150ZM56 75V74H55ZM91 75V74H90ZM144 75V74H143ZM37 76V75H36ZM132 76H136V73H135V75H132ZM145 76H147V75H145ZM153 76V75H152ZM156 76V75H155ZM65 77V76H64ZM98 77V76H97ZM118 77V76H117ZM124 77V76H123ZM129 77V76H128ZM133 77V79L135 80V78ZM148 77V76H147ZM261 77V76H260ZM35 78V77H34ZM38 78V77H37ZM42 78V77H41ZM40 78V79H41ZM58 78V77H57ZM101 80L104 82L103 83V85H102V87H98V88H100V92L98 91V93L97 92H95V88H93V87H88V86H85V85H83L82 83H84V81H85V79H88L87 78V74L85 73L84 75H82V74H78L77 76L75 75L74 77H70V79H66V83L68 84V86L66 87V89L64 88V90H62V91H60V90H56V93L54 94V96L56 95V98H54V99H58V98H62V97H64L65 98V100H63V102L62 103H58L57 102V105H55L54 104V106H56L57 107V113H62L63 114V112L65 113L66 112V110H67V116L70 118L69 120H70V122H71V126L69 127V128H72V130L74 129L75 130V128L77 129V128H79V131L81 130L80 129V123H82V121H81V119H83V118H85V117H88L89 115H97V117L98 118H105V117H107V123L109 122L110 124H109V128H107L106 126V128H102L101 129V127H100V129L98 130L97 128V130L95 131V130H92V132L94 133V135L95 134H97V132L98 133H102L101 135H104V137H110V139H108L105 143V145L102 143V144H91V143H89V142H85V143H87V144H91L92 145V149H93V151L91 150L90 152L92 153V152H96L99 156H101L100 158H99V160H96L95 162H96V165H97V163H98V168H100L102 165H100L99 166V162L101 161V158L102 159H104V153H106V152H108V154H109V156H111L112 157V159H113V161H114V164L112 165V166H110V167H106L107 169V174H104V175H102L101 176V174H100V176H99V178H100V181H103L104 182V185H102V186H98V187H96L95 188V192L93 193L94 195H96V198H94V200L92 199V203L93 204H98L99 206H98V208H105V206L104 205H100L99 203H100V200L102 199V200H105V201H107V204H105V205H107V207H106V209L107 208H109L108 210H110V209H113V210H115L116 212H118V217H119V221L120 222H118V220H117V223H115V224H119V226H122V225H124V224H126L127 223V225H128V223H129V219L128 218H134V217H132L131 215H132V212H130L128 209L126 210V208H124L123 207V205H122V202H121V200L123 199V197H128V196H134V197H136L137 198V200L141 203L142 202V206H141V208H143L141 211L142 212H146V211H150V213H151V211H154L155 212V214H157L158 215V206H156L157 204H155V203H157V201H159L160 200V198L161 197H163L164 196V192H155V189H154V191H152L153 190V188H150L149 186H151V184L149 185V181H148V179H150L151 178V175H149V171H151L152 169H150V170H148L147 171V174L150 176L149 178H148V176L147 177H145V173L143 174V173H140L139 171H141L140 169H139V171L137 170V169H133V165L135 164L134 162L135 161H137V165L138 166H140L139 165V162H141V163H144V161L142 160V161H139L138 162V160L134 157V154H137V152H139V150L142 148H140V149H138V147L140 146V145H145L144 147V150H143V153L144 154H147L148 152H150L151 150H153V148H152V145L154 144V145H156V143L157 142H159L160 141V143L162 142L163 143V135H162V137L161 136H159V132L158 131H152V129H144V130H142L141 131V133L139 134V136L138 135H133L132 133H130L129 132V127H132L133 126V124H135V123H137L139 120H140V111L142 110L141 108H140V106H142L141 104V102H142V100H143V98H142V96H141V94H140V92L141 91H139V86L140 85H143V84H145V82L143 83V84H141L140 83V81H142L143 80V78H140V79H142V80H139V79H137V77H136V80L137 81H133V82H131V81H126L125 82V80H123V81H120L119 82V84L118 85H115V84H113V82L112 83H108V82H110L111 80H113L114 82H116L115 80H116V78H114V79H111V76H110V74L109 75H102L101 74ZM126 78V77H125ZM53 80H54V78H52ZM62 79V78H61ZM146 79H148V78H146ZM150 79V78H149ZM153 79H155V78H153ZM231 79V78H230ZM240 79V78H239ZM244 79V78H243ZM242 79V80H243ZM10 80H12V81H14L13 79H10ZM16 80V79H15ZM25 80V79H24ZM127 80H129V79H127ZM131 80V79H130ZM145 80V79H144ZM246 80V79H245ZM30 81H32V80H30ZM49 81V80H48ZM146 81H149V80H146ZM151 81H153V80H151ZM35 82H36V80H35ZM47 82V81H46ZM95 82V81H94ZM12 83V82H11ZM15 83V82H14ZM25 83H26V85L28 86L29 85V87H30V84L35 88V87H38L39 86V84L41 85H44L41 81L40 82H36V83H33V82H26L25 81ZM118 83V82H117ZM153 83V82H152ZM236 83V82H235ZM22 84V83H21ZM49 83H47L46 85H48ZM85 84V83H84ZM92 84V83H91ZM94 84V83H93ZM11 85V84H10ZM50 85V84H49ZM146 85V84H145ZM144 85V86H145ZM148 85V84H147ZM5 86V85H4ZM11 86H13V85H11ZM23 86V85H22ZM96 86H98V85H96ZM149 86V85H148ZM7 87H10V86H7ZM26 87V86H25ZM50 86H48V88H49ZM23 88V87H22ZM28 88V87H27ZM31 88V87H30ZM29 88V89H30ZM40 88H41V86H40ZM39 88V89H40ZM45 88V87H44ZM43 88V89H44ZM32 89V88H31ZM30 89V90H31ZM148 89H149V87H148ZM153 89V90H154ZM237 89V88H236ZM246 89V88H245ZM42 90V89H41ZM143 90V89H142ZM152 90V89H151ZM12 91H14V90H12ZM11 91V92H12ZM33 91H34V89H33ZM51 91V90H50ZM143 91H145L146 92V89L145 90H143ZM150 91V90H149ZM16 92V91H15ZM40 92V91H39ZM43 92V91H42ZM46 92H48V91H46ZM53 93H54V90H53ZM204 93V94H203ZM244 93V92H243ZM11 94H13V93H11ZM48 94V93H47ZM52 94V93H51ZM99 94H102V95H104L103 97L104 98H100L98 95ZM155 94V93H154ZM202 94V95H201ZM147 95H149V94H147ZM244 95V94H243ZM43 96H45V95H43ZM52 96H53V94H52ZM144 96V95H143ZM150 96H151V94H150ZM156 96V97H157ZM49 97V96H48ZM100 99H99V98ZM38 98V97H37ZM42 98H45V97H42ZM41 98V99H42ZM46 98H47V96H46ZM52 98V97H51ZM153 98V97H152ZM151 99V98H150ZM44 101H45V99H43ZM47 100H48V98H47ZM59 100V99H58ZM57 100V101H58ZM102 100V101H101ZM155 100V99H154ZM55 101V100H54ZM62 101V100H61ZM217 102L216 104H215V106L214 107H211L210 105L208 106V104L210 103V102ZM242 101V102H241ZM48 102V101H47ZM46 102V103H47ZM99 102H104L103 104H99ZM152 102V101H151ZM40 103H42L41 101H40ZM39 103V104H40ZM55 103V102H54ZM70 103V104H69ZM249 103V102H248ZM44 104V103H43ZM69 104V105H68ZM172 104H170V105H172ZM218 104V105H217ZM66 105H68V107H66ZM78 105V107H76ZM155 105H156V102H155ZM162 105V104H161ZM245 105V104H244ZM101 106L103 107V106H105L103 109L101 108ZM159 106V105H158ZM165 106V107H166ZM51 107V106H50ZM61 107V108H60ZM149 107V106H148ZM211 107V108H210ZM231 108H232V106H230ZM239 107V108H240ZM53 108V105H52V107L50 108V109H52ZM152 108V107H151ZM242 108H243V105H242ZM246 108H248V107H246ZM55 109V108H54ZM144 109V108H143ZM154 109V108H153ZM234 109V108H233ZM232 109V110H233ZM151 110V109H150ZM166 110L168 111V110H170L169 108H167L166 107ZM231 110V109H230ZM229 110V111H230ZM240 110V109H239ZM249 110V109H248ZM43 111H45V110H43ZM147 111H148V108H147ZM146 111V112H147ZM155 111V110H154ZM228 111V110H227ZM26 112V111H25ZM39 112V111H38ZM47 112V111H46ZM49 112H51V110L49 111ZM169 112V111H168ZM239 112H242L241 110L239 111ZM148 113V112H147ZM147 113H146V115H147ZM165 113V112H164ZM231 113V112H230ZM36 114V113H35ZM51 115V113H48V115ZM54 114H56V113H54ZM152 114V113H151ZM175 114V113H174ZM232 114V113H231ZM238 114V113H237ZM243 114H244V112H243ZM242 114V115H243ZM245 114H246V112H245ZM254 114V113H253ZM145 115V116H146ZM229 115V116H228ZM248 114H246V115H244V117L245 116H247ZM47 116V115H46ZM148 116V115H147ZM151 116V115H150ZM174 115H172V117H173ZM239 116H240V114H239ZM39 117V116H38ZM41 117H42V115H41ZM44 118H45V116H43ZM62 117H64V115L62 116ZM152 117V116H151ZM168 118H169V116H167ZM171 117V116H170ZM178 117V116H177ZM143 118V117H142ZM175 118V117H174ZM234 118V117H233ZM239 118V117H238ZM237 117H236V119H238ZM241 118V117H240ZM41 119V118H40ZM57 119V118H56ZM61 119V118H60ZM59 119V120H60ZM90 119V118H89ZM101 119H99V120H101ZM110 119V120H109ZM146 119H147V117H146ZM152 119V118H151ZM172 119V118H171ZM242 119H243V117H242ZM244 119H246V118H244ZM251 119V118H250ZM39 120V119H38ZM51 120H52V118H51ZM62 120V119H61ZM60 120V121H61ZM68 120V121H69ZM91 120V119H90ZM90 120H88V121H90ZM93 120V119H92ZM142 120V119H141ZM178 120H179V117H178ZM241 120V119H240ZM248 120V119H247ZM47 121V120H46ZM54 121V120H53ZM56 121V120H55ZM81 121V122H80ZM143 121V120H142ZM153 121H154V119H153ZM238 121V120H237ZM242 121V120H241ZM246 121V120H245ZM250 121V120H249ZM253 121V120H252ZM251 121V123H253ZM16 122V121H15ZM49 122V121H48ZM51 122V121H50ZM49 122V123H50ZM57 122H58V120H57ZM66 122V121H65ZM64 122V123H65ZM70 122H68L69 123V125H70ZM103 122H105V121H103ZM155 122H157V121H155ZM229 122V121H228ZM234 122V121H233ZM236 122V121H235ZM239 122V121H238ZM38 123H40V122H38ZM48 123V124H49ZM84 123H85V121H84ZM83 123V124H84ZM100 123V122H99ZM144 122H142V124H143ZM146 123H148V120L146 121ZM145 123V124H146ZM232 122H230V123H228V124H231ZM241 123V122H240ZM243 123V122H242ZM246 123V122H245ZM244 123V124H245ZM42 124V123H41ZM46 124V123H45ZM82 124V125H83ZM93 124V123H92ZM153 124V123H152ZM157 124V123H156ZM235 124V123H234ZM247 124H249V123H247ZM254 124H255V122H254ZM257 124V123H256ZM260 124H262V123H260ZM25 125H26V123H25ZM51 125V124H50ZM61 125V124H60ZM66 125H68V124H66ZM94 125V124H93ZM107 125V124H106ZM139 125V124H138ZM144 125V124H143ZM142 125V126H143ZM151 125V124H150ZM159 125V124H158ZM226 125V124H225ZM236 125V124H235ZM234 125V126H235ZM238 125V124H237ZM47 126V125H46ZM52 126H53V124H52ZM58 126V125H57ZM57 126H56V128H57ZM92 126V125H91ZM104 126V125H103ZM135 126V125H134ZM137 126V125H136ZM141 126V127H142ZM152 126V125H151ZM161 126V125H160ZM228 126V125H227ZM233 126V125H232ZM231 126V127H232ZM241 126V125H240ZM243 126V125H242ZM248 127H249V125H247ZM246 126V128H248ZM257 126V125H256ZM11 127V126H10ZM9 127V125H8V128H10ZM16 128V126H13V128ZM45 127V126H44ZM48 127V126H47ZM51 127V126H50ZM81 127H83V126H81ZM85 127H86V125H85ZM93 128H94V126H92ZM99 127V126H98ZM153 127H155L154 126V124H153ZM157 127V126H156ZM173 127V128H174ZM221 127H223V125H221ZM236 127V126H235ZM260 127V126H259ZM263 127H264V124H263ZM14 128V129H15ZM20 128V127H19ZM28 128V127H27ZM38 128V127H37ZM36 128V129H37ZM56 128H54V129H56ZM87 128V127H86ZM85 128V129H86ZM134 128V127H133ZM138 128V127H137ZM218 128V127H217ZM224 128H225V126H224ZM233 128V127H232ZM237 128H239V127H237ZM252 128V127H251ZM258 128V127H257ZM261 128H262V126H261ZM40 129V128H39ZM89 129V128H88ZM127 129H129V130H127ZM140 129V128H139ZM155 129H157V128H155ZM175 129V128H174ZM173 129V130H174ZM203 129H205L204 131H202ZM215 129V128H214ZM227 129V128H226ZM231 129V128H230ZM235 128H233V130H234ZM243 129H244V127H243ZM249 129V128H248ZM248 129H246V130H248ZM253 129H254V127H253ZM260 129V128H259ZM258 129V130H259ZM42 130L44 131V133H45V130H44V128H42ZM51 130V129H50ZM58 130V129H57ZM63 130V129H62ZM87 130V129H86ZM91 130V129H90ZM158 130V129H157ZM160 130H161V128H160ZM163 130V129H162ZM220 130V129H219ZM221 130H222V128H221ZM220 130V131H221ZM224 130V129H223ZM4 131V130H3ZM7 131H9V130H7ZM24 131V130H23ZM22 131V132H23ZM25 131H26V129H25ZM25 131H24V133H25ZM30 131V130H29ZM32 131H34L35 132V130H32ZM31 131V132H32ZM42 131V132H43ZM53 131V130H52ZM51 131V132H52ZM78 131V133L75 131V133L74 134H72V138L73 139H75V140H77L79 137H81L82 136V133H85V130H82V131H80L79 132ZM132 131V130H131ZM219 131V132H220ZM254 131V130H253ZM262 131V130H261ZM5 132V131H4ZM17 132V131H16ZM15 132V133H16ZM27 132V131H26ZM31 132H30V135H31ZM34 132H33V134H34ZM66 132H68V131H65V133ZM88 132V131H87ZM165 132V131H164ZM163 132V133H164ZM179 132V131H178ZM216 131H214L213 133H215ZM245 132V131H244ZM2 133V132H1ZM14 133V135H16ZM19 133V132H18ZM40 133V132H39ZM60 133V132H59ZM63 133V132H62ZM62 133H60V134H62ZM72 133V132H71ZM166 133H167V130H166ZM182 133V134H183ZM218 133V132H217ZM258 133V132H257ZM23 134V133H22ZM21 134V135H22ZM43 134V133H42ZM177 134H179V133H177ZM219 134V133H218ZM217 134V135H218ZM0 135H2V134H0ZM29 135V136H30ZM70 135V134H69ZM81 135V136H80ZM84 135V134H83ZM258 135H260V133L258 134ZM5 136H7L6 134H5ZM29 136H28V138L27 139H32L33 140V135L31 136V138H29ZM35 136V135H34ZM40 136H41V133H40ZM39 136V137H40ZM62 136H64V135H62ZM85 136V135H84ZM170 136H171V134H170ZM180 136H182V135H180ZM4 137V136H3ZM21 137V136H20ZM46 137H48L47 135H46ZM59 137H60V135H59ZM71 137V136H70ZM143 138V137H145V139L143 138V139H141L140 140V138ZM161 137V138H160ZM165 137H166V135H165ZM169 137V136H168ZM255 139H258V142H256L255 144H253L252 146H251V144H250V142H251V140H253L254 138ZM258 137V138H257ZM5 138V137H4ZM3 138V139H4ZM24 138V137H23ZM35 138V137H34ZM42 138V137H41ZM63 138H65V137H62V139ZM160 138V139H159ZM219 138H221V137H219ZM253 138V139H252ZM20 139H22V137L20 138ZM53 139V138H52ZM57 139H58V137H57ZM56 139V140H57ZM69 139V138H68ZM67 139V140H68ZM89 139H92V138H89ZM172 139V138H171ZM170 139V140H171ZM185 139V138H184ZM262 139H263V141H262ZM31 140V141H32ZM39 140V139H38ZM41 140V139H40ZM59 140V139H58ZM139 140V141H138ZM166 140V139H165ZM164 140V141H165ZM187 140V141H188ZM1 141V140H0ZM21 142H23L22 140H20ZM29 141V140H28ZM35 141V140H34ZM48 141V140H47ZM63 141V140H62ZM97 141H98V139H97ZM101 142H102V140H100ZM167 141V140H166ZM257 141V140H256ZM46 142V141H45ZM60 142V141H59ZM77 142H79V141H77ZM82 142V141H81ZM83 142V143H84ZM104 142V141H103ZM29 143H30V141H29ZM44 143V142H43ZM55 143V142H54ZM80 143V142H79ZM77 144V145H80V144ZM82 143V144H83ZM152 143V145H149V144H151ZM188 143V142H187ZM9 144H11V142H9ZM13 144V143H12ZM21 144V143H20ZM25 144V143H24ZM72 143H70V145H71ZM164 144V143H163ZM23 145V144H22ZM47 145V143L45 144V146ZM51 145V144H50ZM70 145H67V147H69ZM74 145V144H73ZM76 145V146H77ZM159 145V144H158ZM173 145V144H172ZM180 145V144H179ZM45 146H43V147H45ZM48 146V145H47ZM60 146V145H59ZM87 146V145H86ZM106 147V149H104V147ZM162 146V144L160 145V147ZM167 145H165L164 147L165 148H167L166 147ZM22 147V146H21ZM20 147V148H21ZM49 147H51V146H49ZM49 147H47V148H49ZM57 147V146H56ZM88 147H90V145L89 146H87V148ZM156 147H158V146H156ZM175 147V146H174ZM192 147V146H191ZM25 148V147H24ZM61 148V147H60ZM79 148V147H78ZM84 148V147H83ZM82 147H81V149L84 151V149H83ZM163 148V147H162ZM29 149V148H28ZM57 149V148H56ZM67 149H69V148H67ZM72 149V148H71ZM74 149V148H73ZM72 149V150H73ZM77 149V148H76ZM80 149V150H81ZM156 149V148H155ZM158 149V151H159V148H157ZM181 149V148H180ZM180 149H179V151H180ZM22 150V149H21ZM53 150V149H52ZM58 150V149H57ZM56 150V151H57ZM62 150V149H61ZM60 150V151H61ZM63 150H65L64 148H63ZM62 150V151H63ZM75 150V149H74ZM79 150V149H78ZM81 150V151H82ZM87 150V149H86ZM163 150V149H162ZM176 150H177V147H176ZM68 151H70V150H68ZM77 151V150H76ZM88 151H89V149H88ZM88 151H86V152H88ZM161 151V150H160ZM171 151V150H170ZM169 151V152H170ZM250 151V152H249ZM262 151V152H263ZM20 152V151H19ZM48 152V151H47ZM53 152V151H52ZM55 152V151H54ZM53 152V153H54ZM64 152V151H63ZM146 152V153H145ZM164 152H166V151H164ZM163 152V153H164ZM23 153V152H22ZM27 153V152H26ZM53 153H51V154H53ZM57 153V152H56ZM66 153V152H65ZM73 153V152H72ZM83 153V152H82ZM82 153L80 152V154L82 155ZM85 153V152H84ZM155 153V152H154ZM167 153V152H166ZM165 153V154H166ZM171 153V152H170ZM175 153H176V151H175ZM197 153H199V151L197 152ZM260 153H261V151H260ZM21 154V153H20ZM71 154V153H70ZM69 154V155H70ZM74 155H78V154H75V153H73ZM95 154V153H94ZM107 154V153H106ZM229 155H230V153H228ZM85 155V154H84ZM84 155H82V156H84ZM91 155V154H90ZM96 155V154H95ZM170 155V154H169ZM180 155V154H179ZM197 155H200V154H197ZM232 155V156H233ZM72 156V155H71ZM71 156H70V158H71ZM88 156V155H87ZM162 156L163 155H161V154H158V155H152V158H149L150 159V161H149V163H152L153 165H154V168H156V167H161L160 165H164V163H162V162H165L164 160H166V158L167 157H165V159L163 160L162 159ZM167 156V155H166ZM174 156V155H173ZM30 157V156H29ZM73 157V156H72ZM91 157H92V155H91ZM108 157V156H107ZM110 157V158H111ZM171 158H172V156H170ZM205 157V158H206ZM224 157V156H223ZM85 158H86V156H85ZM89 159H90V156L88 157ZM140 158V157H139ZM181 158V157H180ZM229 157H227V159H228ZM232 158V157H231ZM231 158H230V160H231ZM24 159V158H23ZM26 159V158H25ZM92 160H93V158H91ZM94 159H95V157H94ZM177 159V158H176ZM222 159V158H221ZM84 160V159H83ZM107 160H109V159H107ZM178 160V159H177ZM206 160V159H205ZM225 160H226V158H225ZM23 161V160H22ZM75 161V160H74ZM74 161H73V163H74ZM78 161H80V159L78 160ZM89 161V160H88ZM87 161V162H88ZM94 161V160H93ZM105 161V160H104ZM167 161V160H166ZM222 161V160H221ZM31 162V161H30ZM70 162V161H69ZM76 162H77V160H76ZM87 162H85L86 163V166H87ZM108 162V161H107ZM106 162V163H107ZM111 162V161H110ZM230 162V161H229ZM27 163V162H26ZM72 163V162H71ZM70 163V164H71ZM79 163V162H78ZM80 163H82V162H80ZM90 163H91V161H90ZM145 163H146V161H145ZM221 163V162H220ZM224 163H225V161H224ZM228 163V162H227ZM25 164V163H24ZM84 164V163H83ZM105 164V163H104ZM110 163H108L106 166H108ZM166 164V163H165ZM226 164V163H225ZM224 164V165H225ZM30 165H31V163H30ZM75 165V164H74ZM74 165H72L71 164V166H74ZM76 165H78V164H76ZM85 165V164H84ZM61 166V165H60ZM68 166V165H67ZM82 166V165H81ZM81 166H80V168H81ZM90 166H92V164L90 165ZM144 166V164H142L141 166H140V168L141 167H143ZM151 165H149V167H150ZM165 166V165H164ZM59 167V166H58ZM75 167V166H74ZM74 167H72V168H74ZM93 167H96V166H94V164H93ZM102 167H104V166H102ZM137 167V166H136ZM226 167V166H225ZM224 167V168H225ZM61 168V167H60ZM69 168V167H68ZM71 168V169H72ZM79 168V169H80ZM84 168V167H83ZM91 167H89V169H90ZM97 168V167H96ZM151 168H152V166H151ZM231 168V167H230ZM33 169V168H32ZM61 169H63V168H61ZM67 169V168H66ZM75 169H78L77 167H75L74 168V170ZM88 169V168H87ZM101 169V168H100ZM133 169V170H132ZM147 169H148V167H147ZM165 169H167V171L169 172V171H172V170H170V169H168V168H165ZM165 169L164 170H157V171H153V173L152 174H154V176H155V178H154V182H155V184H154V182H153V184H152V186H154V185H157V183L159 182V181H161L162 179L163 180H165V178H163L164 176L166 177V175H167V173H166V175H164L165 174ZM184 169V168H183ZM232 169V168H231ZM34 170V169H33ZM36 170V169H35ZM67 170H69V169H67ZM67 170H65V173H66V171ZM91 170H95V169H91ZM102 170V169H101ZM100 170V171H101ZM109 170V171H108ZM142 170H145L146 171V167H144V168H142ZM175 170V169H174ZM185 171H186V167H185V169H184ZM258 170H259V168H258ZM55 171V170H54ZM71 171V170H70ZM82 171H83V169H82ZM82 171H79V170H77V171H75V173H80L79 175H82L81 173H84V171L82 172ZM89 171V170H88ZM231 171H233V170H231ZM256 171V170H255ZM30 172H31V170H30ZM38 172H40V171H38ZM49 172V171H48ZM48 172H46V173H48ZM51 172H53V171H51ZM56 172V171H55ZM87 172V171H86ZM149 172V173H148ZM253 172V171H252ZM29 173V172H28ZM35 173V172H34ZM34 173H32V174H34ZM59 173V172H58ZM68 173H69V171H68ZM74 173V172H73ZM91 173V172H90ZM94 173H95V171H94ZM38 174V173H37ZM42 174V173H41ZM102 174H103V172H102ZM27 175H30V174H27ZM40 175V174H39ZM38 175V176H39ZM43 175L44 174H42V176L41 177H43ZM47 175V174H46ZM45 175V176H46ZM60 175H61V173H60ZM74 175V174H73ZM78 175V179L76 178L75 180H79V176ZM174 175V174H173ZM187 175H189V172H188V174H186V176ZM44 176V177H45ZM49 176V175H48ZM170 176H171V174H170ZM31 177V176H30ZM30 177L29 178H27V179H30ZM37 177V176H36ZM54 177V176H53ZM91 177V176H90ZM93 177V176H92ZM92 177H91V179H92ZM153 177V176H152ZM50 177H48V179H49ZM71 178V177H70ZM81 178H83V177H81ZM84 178H87V177H84ZM99 178H98V180H99ZM170 178V177H169ZM1 179H4V178H1ZM33 179V178H32ZM41 179V178H40ZM44 179H46V178H44ZM66 179V178H65ZM186 179H188V177H186ZM31 180V179H30ZM34 180L35 179H33V182H34ZM36 180H38V179H36ZM70 180V179H69ZM81 180V179H80ZM86 180V179H85ZM95 181H96V179H94ZM97 180V181H98ZM151 180V179H150ZM182 180H184V179H182ZM7 181V180H6ZM39 181V180H38ZM53 181V180H52ZM51 181V182H52ZM94 181V182H95ZM8 182V181H7ZM29 182V181H28ZM32 182V181H31ZM30 182V184L32 185V183ZM64 182V181H63ZM84 182V181H83ZM87 182H88V184H91V181H87L86 180V182H84V183H86L87 184ZM163 182V181H162ZM165 182V181H164ZM3 183V182H2ZM150 183H151V181H150ZM186 183V182H185ZM34 184V183H33ZM38 183H36V185H37ZM53 184V183H52ZM64 187L62 188V189H64V190H66V192H68V193H71L70 194V196H72L73 198L74 197H76V196H78V195H80V193L78 192L79 190H75L74 189V186H73V184H72V178H71V181H65L64 183ZM79 184V183H78ZM77 184V185H78ZM87 184V185H88ZM159 185L160 184H162L163 185V183H161V182H159L158 183ZM4 185V184H3ZM42 185H43V182H42ZM42 185H40V186H42ZM56 185H57V182H56ZM55 185V183H54V187L56 186ZM59 185H61L62 186V184H59ZM76 185V187H78ZM92 185H94V183H92ZM90 186V189L92 188H94L93 186ZM149 185V186H148ZM33 186V185H32ZM80 186V185H79ZM43 187V186H42ZM53 187V186H52ZM159 187V186H158ZM161 187V186H160ZM44 188H46V186H44ZM55 189H56V187H55ZM54 189V190H55ZM58 189V188H57ZM61 189V190H62ZM22 190V189H21ZM30 190V189H29ZM37 190V189H36ZM35 190V191H36ZM39 190V189H38ZM42 190V189H41ZM45 190V189H44ZM47 190H49V189H47ZM52 190V189H51ZM60 189H58L57 191H59ZM190 190V189H189ZM192 191H195V190H193V188L191 189ZM197 190V189H196ZM206 190V189H205ZM56 191V192H57ZM94 191V190H93ZM204 191V190H203ZM38 192V191H37ZM42 193H43V191H41ZM45 192H47V191H45ZM62 192V191H61ZM65 192V191H64ZM63 192V193H64ZM179 192V191H178ZM184 192V191H183ZM191 191H188L187 192V195H189V196H191V197H193V196H195V198L197 197V195L196 194H194V192H191ZM206 192V191H205ZM16 193H17V191H16ZM20 193V192H19ZM18 193V194H19ZM29 193V192H28ZM39 193H40V191H39ZM182 193V192H181ZM27 194V193H26ZM41 194V193H40ZM44 194V193H43ZM91 194H92V192H91ZM202 194H204V193H202ZM216 194V193H215ZM176 195V194H175ZM175 195H173V196H175ZM182 195V194H181ZM181 195H179V197L181 196ZM186 195V196H187ZM212 195V194H211ZM214 195V194H213ZM24 196H25V194H24ZM37 196V195H36ZM90 197V196H89ZM89 197H88V199H86V198H82V197H77L78 199H77V201L75 202L76 204H80L81 203V205L80 206H83V205H88V204H90L89 202H91L90 200H91V198L89 199ZM91 197H93L92 195H91ZM169 197V196H168ZM218 197H220V196H218ZM33 198V197H32ZM215 198H217V197H215ZM215 198H213V199H215ZM221 198V197H220ZM192 199V198H191ZM31 200V199H30ZM95 201V202H94ZM202 201V200H201ZM213 201V200H212ZM211 201V202H212ZM215 201V200H214ZM216 201H219V200H216ZM194 202V201H193ZM196 202V201H195ZM194 202V203H195ZM220 202V201H219ZM213 203V202H212ZM104 204V203H103ZM193 204V203H192ZM196 204V203H195ZM199 204V203H198ZM216 204H217V202H216ZM200 206V205H199ZM205 206V205H204ZM204 206H202V207H204ZM217 206V205H216ZM215 206V207H216ZM191 207V206H190ZM94 208V207H93ZM97 208V207H96ZM213 208V207H212ZM231 209V208H230ZM82 210V213H83V216H81V217H78L77 216V214L75 213L74 214V216H75V218H74V220H75V224L73 225V226H66L68 229H72V228H75L76 226H78L79 227V225L80 226H82L84 229L83 230H85V229H87L86 227H85V224L86 225H88V223L90 224L91 223V221H89V219H91V218H93L95 215H96V213L94 212V210L93 209H85V208H82L81 209ZM112 210V211H113ZM186 210V209H185ZM188 210L189 211H193V209H189L188 208ZM187 210V212H189ZM210 210H211V208H210ZM104 211H106V210H104ZM104 211H103V213H104ZM200 211V210H199ZM207 211V210H206ZM206 211H204V212H206ZM214 211V210H213ZM213 211H212V213H213ZM35 212V211H34ZM114 212V211H113ZM134 212V211H133ZM160 212V211H159ZM162 212V211H161ZM161 212H160V214H161ZM148 213V212H147ZM149 213V214H150ZM183 213H185V212H183ZM193 213H195L194 211H193ZM200 213V212H199ZM199 213H196L197 215L199 214ZM211 213V212H210ZM237 213H238V211H237ZM243 213H244V211H243ZM35 214V216H37V218H39L40 216H38V214H37V212L36 213H34ZM187 214V213H186ZM247 214V213H246ZM116 215V214H115ZM115 215H114V217H115ZM154 215V214H153ZM162 215V214H161ZM192 215V214H191ZM237 215V214H236ZM155 216V215H154ZM201 217H202V215H200ZM238 216V215H237ZM240 216V215H239ZM238 216V217H239ZM241 216H243V215H241ZM246 216V218H247V215H245ZM244 216V217H245ZM200 217V218H201ZM117 218V217H116ZM199 218V217H198ZM210 218V217H209ZM241 218V217H240ZM115 219V218H114ZM136 219H138V218H136ZM243 219V218H242ZM37 220V219H36ZM134 220V219H133ZM47 221V220H46ZM115 221V220H114ZM131 221V220H130ZM41 222V224H42V222L43 221H40ZM122 222V223H121ZM136 222V220H134L133 221V224H136L135 223ZM32 223V222H31ZM138 223V222H137ZM141 223V222H140ZM140 223H138V225H136L135 227L136 228H138L139 229V227H141L140 226ZM112 224V223H111ZM143 224V223H142ZM198 224V223H197ZM196 224V225H197ZM38 225V224H37ZM129 225H130V223H129ZM145 225V224H144ZM36 226V225H35ZM118 226V225H117ZM146 226H148V225H145V229H146ZM39 227V228H38ZM66 227H63L64 229L66 228ZM134 227V226H133ZM66 228V229H67ZM114 228V227H113ZM127 228H128V226H127ZM135 228V229H136ZM182 228V227H181ZM206 228V227H205ZM64 229H63V231H64ZM89 229V228H88ZM122 229H124V228H122ZM121 229V230H122ZM130 230L132 229V228H129ZM134 229V228H133ZM144 229V230H145ZM184 229V228H183ZM36 233L34 234V236H35V238H36V242L38 243V245H40L41 247H43L44 245V242L45 241H47V240H49V239H52L53 237H56L57 239L56 240H58V237H57V235L60 237V239L62 240V239H64V240H68L69 241V237L68 236H65L64 235V233L66 232H63V233H60V231H58L57 230V227L55 228V225H53L52 223H51V221H49L48 220V222H44L43 223V225L42 226H37L36 227ZM69 230V231H70ZM93 230V229H92ZM112 230H114V229H112ZM112 230H111V232H112ZM116 230H118V229H116ZM115 230V231H116ZM185 230V229H184ZM187 230V229H186ZM195 230H198V229H195ZM74 231V230H73ZM85 231H87V230H85ZM124 231H125V229H124ZM133 231V230H132ZM135 231V230H134ZM143 231V230H142ZM94 232V233H93ZM106 232V229H104V228H96V229H94L91 233L93 234V235H96V236H99V237H101L102 235H103V233H105ZM117 232V231H116ZM144 232V231H143ZM74 233V232H73ZM79 233H80V227H79ZM130 233H132V232H130ZM70 234V233H69ZM72 234V233H71ZM83 234V233H82ZM81 234V235H82ZM114 234V233H113ZM116 234V233H115ZM122 234H123V232H122ZM128 233H126V235H127ZM139 234H140V231H139ZM183 234V233H182ZM93 235H91V236H93ZM108 235V234H107ZM124 235H125V233H124ZM143 235H145V236H147L145 233L143 234ZM142 235V236H143ZM86 236H89V235H86ZM91 236H89V238L91 237ZM134 236V235H133ZM136 236V235H135ZM142 236H140V237H142ZM145 236H143V238L145 237ZM180 236V235H179ZM111 237V236H110ZM122 237V236H121ZM152 237V236H151ZM188 236H183L181 239H180V242H179V248L180 247H188V246H190V247H192V240H191V238H187ZM70 238H76L75 236H71ZM82 238V237H81ZM80 238V239H81ZM129 238V237H128ZM134 238V237H133ZM135 238H137V237H135ZM148 238V237H147ZM213 238H215L214 236H213ZM78 239H79V237H78ZM77 239V240H78ZM108 239V238H107ZM121 239V238H120ZM125 239V238H124ZM123 239V240H124ZM139 240H140V238H138ZM153 239V238H152ZM216 239V238H215ZM233 239H235V238H233ZM111 240V239H110ZM122 240V241H123ZM128 240V239H127ZM144 240V239H143ZM212 240V239H211ZM59 241V240H58ZM214 241H216V240H214ZM71 243H72V241H70ZM83 242H84V240H83ZM110 242V241H109ZM112 242V241H111ZM131 242V241H130ZM178 242V241H177ZM217 242H218V240H217ZM79 243V242H78ZM114 243V242H113ZM138 243V242H137ZM140 243V242H139ZM138 243V244H139ZM53 244V246H55V245H57L58 243H52ZM112 244V243H111ZM118 244H120V243H118ZM150 244V243H149ZM126 245V244H125ZM160 245V244H159ZM146 247H147V245H145ZM105 247V246H104ZM122 247V246H121ZM143 247V246H142ZM165 247V246H164ZM78 248H79V246L77 245V243L76 244H74V245H72L71 246V250H69L70 252L72 251L73 253H75L77 250H78ZM179 248H177V249H179ZM122 249V248H121ZM143 249V248H142ZM144 249H147V248H144ZM183 250H184V248H182ZM186 249V248H185ZM194 249V248H193ZM87 250V249H86ZM95 250V249H94ZM111 250V249H110ZM173 250H174V248H173ZM97 251V250H96ZM95 251V252H96ZM162 251H164V248L163 247H157V248H153V246L152 247H150L149 246V249L146 251V253L147 254H149L150 255V257H152V256H158V254H160ZM94 252V251H93ZM93 253V255L94 254H96V253ZM181 252V251H180ZM90 253H91V251H90ZM89 253V254H90ZM163 253V252H162ZM168 253V252H167ZM174 253H176V252H174ZM179 253V252H178ZM184 253H186L185 251H184ZM184 253H183V255H184ZM189 254V253H188ZM200 254V253H199ZM124 255V254H123ZM181 255V254H180ZM195 255V254H194ZM202 255V254H201ZM60 256V255H59ZM58 255H55V256H51L48 260H47V263H49L50 261H52V260H58V257H59ZM119 256V255H118ZM177 256V255H176ZM185 256V255H184ZM196 256V255H195ZM203 256H205V255H203ZM89 257V260L91 261V260H95L96 261V264H102V263H100V262H98L97 261V257H95V255H94V257L96 258V259H94V257L93 256H88ZM206 257V256H205ZM208 257V256H207ZM91 258V259H90ZM156 258V257H155ZM171 258V257H170ZM181 258V257H180ZM204 258V257H203ZM142 259H144V257L142 258ZM160 259V258H159ZM189 259V258H188ZM150 260V259H149ZM157 260V259H156ZM165 260V259H164ZM185 260V259H184ZM202 260V259H201ZM144 261L146 262V260L144 259ZM151 261V260H150ZM153 261H154V259H153ZM153 261L152 262H150V264H154L153 263ZM193 261V260H192ZM209 261V260H208ZM241 261H242V259H241ZM169 262V261H168ZM180 262V261H179ZM165 263H166V261H165ZM219 264L218 262H212V263H210V264ZM238 263H240V262H238ZM241 263H244V260H243V262H241ZM240 263V264H241ZM144 264V263H143ZM171 264V263H170ZM189 264V263H188ZM192 264V263H191ZM198 264V263H197ZM209 264V263H208Z\"/></svg>", "mask_w": 264, "mask_h": 264}]
</instances>
